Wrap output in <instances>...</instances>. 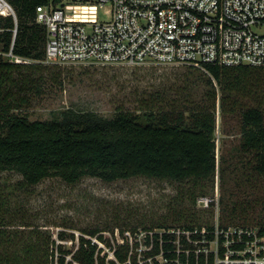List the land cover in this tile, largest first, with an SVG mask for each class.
<instances>
[{
  "label": "rangeland",
  "instance_id": "obj_1",
  "mask_svg": "<svg viewBox=\"0 0 264 264\" xmlns=\"http://www.w3.org/2000/svg\"><path fill=\"white\" fill-rule=\"evenodd\" d=\"M101 17L105 16L101 13ZM39 63L43 65L40 69L22 71V76L32 74L29 85L11 87L15 111L31 120H50L67 108L94 111L106 118L119 109L134 113L183 110L189 120L195 109H214L212 103L216 102L218 169L211 179L199 182L146 176L105 181L87 176L68 183L48 177L21 191L16 189L21 175L2 172L0 197L8 203L2 214L7 229L13 233L18 230L13 241L20 248L33 245L37 257L28 263L59 264L62 247L67 251L64 264H80L73 254L84 237L97 244V264H163L162 253L151 255L155 245L152 235L165 231L185 234L196 253L204 251L207 262L217 243L207 238L193 240L192 231L180 225L191 223L195 232L206 237L217 227L257 230L264 224V175L254 170V154L242 146V112L252 106L264 110V84L247 87L232 112L230 104L227 111L221 109V87L217 83L212 87L202 70L192 75L184 67H58L44 60ZM206 197L213 199L208 207L201 201ZM91 231H96L95 236ZM180 238L174 244L184 251L188 243ZM117 249L128 257L125 263L117 260Z\"/></svg>",
  "mask_w": 264,
  "mask_h": 264
},
{
  "label": "trees",
  "instance_id": "obj_2",
  "mask_svg": "<svg viewBox=\"0 0 264 264\" xmlns=\"http://www.w3.org/2000/svg\"><path fill=\"white\" fill-rule=\"evenodd\" d=\"M46 1L11 0L18 14L14 52L40 62L45 59L47 30L34 18L36 7ZM0 26L7 28L0 32L1 51L7 52L13 38L10 30L14 27L13 18L5 17ZM42 66L39 62L18 64L0 53V174L5 171L20 174L22 179L16 184V189L25 190L48 177L61 178L68 183H76L87 176L105 181L146 176L176 182H199L215 175L218 169L214 135L217 127L216 102L212 103L214 109H195L190 113L189 120L183 110L134 113L119 109L112 118H106L94 111L72 108L63 110L59 117L50 120H31L28 115L15 111L17 105L11 87L29 85V81L33 80L32 74L22 76V71L26 69L30 72ZM184 68L192 75L201 71ZM206 68L207 72H201L208 76L207 82L212 87L216 86L215 83L221 87L220 107L223 111H227L230 104V110L234 112L240 104L239 97L247 87H262L264 84L262 67L209 63ZM216 95L215 90L214 97ZM20 100L24 97L21 96ZM242 133L243 149L254 154V170L264 175V110L260 106L244 109ZM193 203L195 205V200ZM6 204L7 201L2 202L0 197V264H32L27 260L37 257L33 245L20 248L13 241L18 230L13 233L7 229L8 224L2 214ZM190 224L180 226L192 231L190 236L193 240L214 238L213 230L203 237ZM159 227L166 230L165 225ZM260 228L263 231L264 224ZM95 232L90 234L95 236ZM64 234L61 232L62 238ZM32 236L29 235L30 238ZM152 237L155 245L151 255L162 253L163 264H206L204 251L196 253L185 234L165 231L155 232ZM147 238L150 239L149 234ZM178 238L188 243L184 245V251H179L174 244ZM60 250L58 262L64 264L67 251L62 247ZM114 253L119 262L128 260L119 249ZM73 257L80 264H97V244L83 237ZM212 258L209 264H212ZM111 264L116 262L111 261ZM156 264L160 263L156 261Z\"/></svg>",
  "mask_w": 264,
  "mask_h": 264
},
{
  "label": "built area",
  "instance_id": "obj_3",
  "mask_svg": "<svg viewBox=\"0 0 264 264\" xmlns=\"http://www.w3.org/2000/svg\"><path fill=\"white\" fill-rule=\"evenodd\" d=\"M5 17L14 20L13 38L0 53L18 64L40 62L14 52L11 0H0V23ZM34 19L47 30L44 62L62 67L264 68V0H47ZM201 201L208 207L213 199ZM239 227L212 231V264H264V230Z\"/></svg>",
  "mask_w": 264,
  "mask_h": 264
}]
</instances>
